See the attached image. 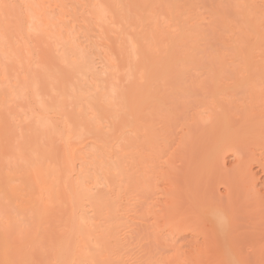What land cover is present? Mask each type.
Here are the masks:
<instances>
[{"label": "bare ground", "instance_id": "6f19581e", "mask_svg": "<svg viewBox=\"0 0 264 264\" xmlns=\"http://www.w3.org/2000/svg\"><path fill=\"white\" fill-rule=\"evenodd\" d=\"M1 1L2 28L29 41L0 28V264H264V0H227L234 21L197 0ZM207 31L222 50L199 73ZM99 41L129 67L115 98Z\"/></svg>", "mask_w": 264, "mask_h": 264}, {"label": "rangeland", "instance_id": "374dc122", "mask_svg": "<svg viewBox=\"0 0 264 264\" xmlns=\"http://www.w3.org/2000/svg\"><path fill=\"white\" fill-rule=\"evenodd\" d=\"M152 0H150L149 2H151ZM0 2L2 3V1L0 0ZM197 2H198V6L200 7V9H201V11H203L205 14L207 13V12H209V11H211V10H213V9H215V8H217V6H219L216 10H219L221 13H223L226 17H228L229 19H231V20H237V17L235 16V14H234V12H233V9H232V7H231V5H230V3L232 2V1H230V3L229 4H227L226 2H227V0H197ZM10 8V7H9ZM146 8H148L147 6H146ZM8 8H6V10H7ZM5 10V8H3V11H2V13L3 12H5L6 11ZM9 10V9H8ZM11 11H10V13L9 14H12L11 16H13V14L16 12L15 10H17V8H13V9H10ZM15 11V12H14ZM9 11H7V12H5L4 13V15H6L7 13H8ZM160 13V12H159ZM208 14V13H207ZM3 15V14H2ZM2 15H0V20L2 19H9V18H11V19H9V20H11L12 21V18L13 17H9L8 15H6V17L3 15V17H2ZM15 15H17V13L15 14ZM14 15V16H15ZM2 17V18H1ZM5 17V18H4ZM16 17L18 18V16H15L14 18L16 19ZM14 19V20H15ZM1 20V21H2ZM0 21V22H1ZM8 21V20H7ZM7 21H6V24H7ZM16 21H18L19 22V19L18 20H16ZM2 23V22H1ZM0 23V24H1ZM5 24V21H4V23L3 24H1V25H4ZM9 24V23H8ZM0 25V28L2 29V31L5 29V26H4V28H2L3 26H1ZM17 25H21V24H17V22H16V26ZM16 27L17 29L18 28H20V27ZM9 29H13L12 27L10 28L9 26H8V31L10 32V30ZM15 29V28H14ZM14 29L13 30H11V31H13L14 33H13V35L12 36H16L17 38H18V35L19 34H21V36H22V38L25 40V41H29V40H27L26 39V37H28L26 34H25V36L22 34V31H21V29H16L17 31H19L18 32V35H17V33H15L16 32V30L14 31ZM4 32V31H3ZM8 32V33H9ZM5 34V38L6 37H8V33H7V31H6V29H5V32H4ZM12 34V33H11ZM4 37L1 39V42H7V40H8V43H9V45L7 44V46L9 47L11 44H12V42L16 39V37H14V39L12 40V39H10V37L7 39H4ZM25 37V38H24ZM29 38V37H28ZM32 38V39H31ZM30 39L34 42V41H37V38H36V35L35 34H33V35H31L30 36ZM17 40V39H16ZM15 42V41H14ZM96 42H97V39H96ZM100 42V43H99ZM98 43H96V44H98L97 46H99L100 47V45L102 46V47H100V48H102V51H104V53H106L105 55H108L107 57H106V59L109 61L110 60V65H111V67H112V69H111V72L112 73H110L109 71H108V73L107 74H109V76L108 77H106V78H108V79H106V84H105V82L104 83H102V84H104V85H102L101 87L103 88H105L104 90L106 91V89H107V87H109L110 89H112V90H110L111 91V94H109L110 92L108 91V94H109V96H111V97H117V95L119 94V92H120V90L122 89V86L124 85V82L126 83L127 82V79H125L126 81H124V78H122V76H124L125 74L124 73H127L128 71H129V67H127V65L125 66V65H123L122 63L123 62H121L120 60H119V62L121 63V64H119L118 63V61H116L117 59H119V58H117V56H115V54H114V52L112 51V49L111 48H109L108 46H107V44L104 42V41H99ZM219 41H218V37L215 35V34H213V33H211L210 31H207V38H206V41L203 43V45L202 46H200V52L197 54V56H196V61H195V63L194 64H192L191 66H190V68H193V69H195V70H199V73H201V72H203V71H206L207 70V68H209L210 66H214V63H212V61L210 60V58H209V55L211 54V53H213V51L214 50H222V47L220 46V44L218 43ZM34 44V43H33ZM32 44V45H33ZM37 44V46H35V49H33V47L30 45V47H28L27 46V51H28V53H29V57L28 56H26V59H25V62L26 63H28L27 65H29L28 67H29V70H28V74L26 73V77H25V79H23V80H25L23 83H21V85L19 86L20 88H18L19 89V91H18V89H17V103H18V105H20L19 107L21 108L22 106L24 107V108H21V110L23 109H27V111L31 114V113H35V112H37V97H36V93H35V89H33V87H35V86H33L34 85V82L35 81H37V79L35 80V78L37 77L36 75H38V74H41V73H43L42 72V69L43 68H40L39 66H38V64H36V66H38V67H36L35 65L33 66V63L34 62H36V58H37V55H41V54H43V53H41V52H45V46H42L43 44H41V43H35L34 45H36ZM103 47H104V50H103ZM12 49H14L15 51H16V49H15V47H13ZM11 50V49H10ZM125 50H129V47L126 45L125 46ZM13 51V50H12ZM14 51V52H15ZM30 51V52H29ZM109 52V53H108ZM15 53H13V54H11V56H13ZM10 56V57H11ZM15 56V55H14ZM34 59V60H32V59ZM121 58V57H120ZM23 63L22 64H24V60H21ZM31 61V62H30ZM34 61V62H33ZM112 63V64H111ZM127 63V62H126ZM13 64V63H12ZM31 64V65H30ZM67 65L69 64V66L68 67H71L72 66V68L73 67H75V65H73V64H71L69 61H67V63H66ZM127 64H129V63H127ZM14 66H15V64H13ZM13 65L11 66V65H9V68H14L13 67ZM116 67V68H115ZM35 68H37V69H35ZM39 68V69H38ZM123 68V69H122ZM31 69H33V70H31ZM114 69V70H113ZM125 69V70H124ZM195 70H191V74H186V77H187V84H191L192 82H197V81H200L201 80V78H199V77H197V75H195V73H194V71ZM12 71V72H11ZM11 71H9V72H7V74H13L14 72H13V70L11 69ZM34 74V75H33ZM36 74V75H35ZM127 74H130L129 72L127 73ZM127 74H126V76H127ZM142 74H145V70L142 72ZM226 74H229V72H227ZM27 76H29L28 78H27ZM34 76H35V78H34ZM107 76V75H106ZM126 76H124V77H126ZM31 77V78H30ZM34 78V79H33ZM108 80V81H107ZM33 83V84H32ZM109 83V84H108ZM29 84V85H28ZM105 85H106V87H105ZM126 85V84H125ZM124 85V86H125ZM28 86H30V88L28 87ZM32 86V87H31ZM123 86V87H124ZM36 88V87H35ZM101 88V89H102ZM109 88L107 89V90H109ZM29 89V90H28ZM34 91V92H33ZM107 92V91H106ZM115 93V94H114ZM34 94V95H33ZM163 95H164V97H165V100H166V102H172V101H174L175 99H177L178 97H179V94L177 95L176 93H172V91L170 90V89H168V90H166V91H164L163 92ZM39 96V95H38ZM19 99V100H18ZM24 99V100H23ZM35 99V100H34ZM201 98H200V93L199 92H197V91H195V92H193L190 96H188V97H186V98H184V99H181L180 101H183L184 102V104H185V106L186 107H190V106H192L193 104H194V102L195 101H199ZM23 101V102H22ZM20 103V104H19ZM22 104V105H21ZM19 108V109H20ZM184 115H181L180 117H179V119L177 120V121H175V122H170V123H167L166 124V131H165V133H164V135H163V137L165 138L166 137V140H167V142H168V140L170 139H173V141L171 140V143H170V140H169V142L167 143V144H169V145H171L172 144V142H176V139L178 138V136H179V126H178V124L179 123H181L182 121H183V119H184ZM33 120V124H34V120L35 119H32ZM36 121V120H35ZM50 121H52V120H50ZM32 122V121H31ZM44 123H46V124H44V125H48L49 123L50 124H53V122L51 123V122H44ZM176 135H178V136H176ZM176 137V138H175ZM169 138V139H168ZM172 146H174V145H172ZM175 147V146H174ZM147 152H150V151H147ZM147 154H149V153H147ZM150 155H151V153H150ZM149 156V155H148ZM142 212H144L143 211V209H142ZM139 213H141V211L139 212ZM143 222H146V221H143ZM140 226L138 227V228H140V236H144V234L143 233H146V231H145V228H144V226L145 227H147L148 225H149V222H146V224H142V221H140ZM142 225V226H141ZM142 233V234H141ZM145 237L146 238H148V236H144V238L143 239H145ZM190 238V235H184V236H181V238H178V240H177V245H181L182 244V246H183V244H184V246H186L187 244L186 243H188V242H190L189 239ZM189 239V240H188ZM186 241H188V242H186ZM142 242V243H141ZM140 242V245L142 244V246H141V249H146V248H149V246H150V244L149 245H147L146 244V241H144L143 242V240ZM145 243V244H144ZM189 244V243H188ZM147 250V249H146ZM227 252V251H226ZM229 256L231 257V258H229ZM233 257H234V254L233 253H230V254H228V258H229V260H232L233 259Z\"/></svg>", "mask_w": 264, "mask_h": 264}, {"label": "snow or ice", "instance_id": "6c2138e0", "mask_svg": "<svg viewBox=\"0 0 264 264\" xmlns=\"http://www.w3.org/2000/svg\"><path fill=\"white\" fill-rule=\"evenodd\" d=\"M5 7H14V6L5 5Z\"/></svg>", "mask_w": 264, "mask_h": 264}]
</instances>
